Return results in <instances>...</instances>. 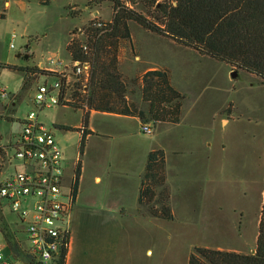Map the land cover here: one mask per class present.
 Segmentation results:
<instances>
[{
	"label": "crops",
	"instance_id": "crops-1",
	"mask_svg": "<svg viewBox=\"0 0 264 264\" xmlns=\"http://www.w3.org/2000/svg\"><path fill=\"white\" fill-rule=\"evenodd\" d=\"M209 89L205 84L191 93L182 91L184 111L176 124L97 110H90L85 126L56 122V139L66 151L78 146L82 132L71 135L65 127L86 129L83 150L77 149L72 161L65 158L67 182L70 177L73 183L77 166L80 172L66 264H188V251L190 257L198 243L245 253L243 248L224 246L235 241L245 245L235 239V231H224L230 239L221 246L197 238L206 228L226 229L230 219L233 223L255 202L260 174L264 181V129L255 119L243 117L233 96L207 95ZM135 100L141 102L142 95ZM144 122L152 125V133L141 130ZM239 122L248 126L236 141ZM155 148L165 152L174 219L138 211L146 160ZM259 195L262 209L264 189Z\"/></svg>",
	"mask_w": 264,
	"mask_h": 264
},
{
	"label": "trees",
	"instance_id": "trees-1",
	"mask_svg": "<svg viewBox=\"0 0 264 264\" xmlns=\"http://www.w3.org/2000/svg\"><path fill=\"white\" fill-rule=\"evenodd\" d=\"M48 3L49 0H41ZM104 1L112 3L115 15L111 21L94 17L83 28V38L71 32L67 51L72 61H89L91 72L83 95L84 102L69 105L84 110L83 123L87 125L90 110L139 116L154 124L181 121L185 94L172 82L170 69L156 68L141 77L126 81L119 71L118 48L121 39H130L129 22L133 21L148 30L171 38L233 68L257 75L264 85V0H167L155 4L153 19L127 5L135 0H88L90 7ZM154 0L152 1V3ZM6 14L0 13V17ZM101 20L104 26L96 22ZM87 46V49L84 46ZM10 68H18L5 64ZM24 70V68H20ZM29 73V67L25 69ZM25 83V82H24ZM138 85L141 102L135 100L134 89ZM80 130L81 151L86 143V129ZM79 166L72 183L74 196L77 191ZM170 187L167 184L166 158L162 148L148 153L138 194V211L154 217L174 219L170 204ZM4 236L16 253L17 240L3 223ZM68 241L66 237L65 242ZM68 249L64 245L56 264H66ZM29 260L28 255L24 256ZM31 260V259H30ZM188 264H264V201L260 213L259 231L254 251L244 253L234 250L196 246Z\"/></svg>",
	"mask_w": 264,
	"mask_h": 264
},
{
	"label": "rangeland",
	"instance_id": "rangeland-1",
	"mask_svg": "<svg viewBox=\"0 0 264 264\" xmlns=\"http://www.w3.org/2000/svg\"><path fill=\"white\" fill-rule=\"evenodd\" d=\"M5 1H10V4ZM135 1L133 4L128 2L127 5L149 19H153L155 4L164 3L167 0H154L153 3V0ZM3 12L6 15L0 17V80L8 87L11 95L16 97V107L15 111L9 113V117H0V132L5 138L12 135L15 140L17 133L23 127L21 119L30 110L36 109L34 97L37 86L54 80V75L47 74L39 68L38 64L40 62L47 64L51 57H60L66 63H70L67 44L71 38V32L76 29L74 36L83 38V28L90 20L98 16L105 21H111L115 12L109 1L90 7L88 0H49L48 3H43L41 0H0V13ZM95 12L99 14L95 15ZM129 26L131 37L121 39L118 48L119 71L126 81L141 77L148 71L150 65H163L162 68L166 66L170 69L173 84L181 92L191 93L206 84L212 88L207 91V95L233 96L231 98L237 102V109L241 110L243 117L255 119L260 129H264V85L257 75L232 68L231 65L211 57L201 58L199 54H204L194 48L154 33L136 22L130 21ZM13 32L17 34V37L12 40ZM11 43L14 44L13 47ZM25 46L34 49L33 54L29 57L17 56ZM5 64L18 68H10ZM21 67L24 70L20 69ZM28 67L29 73L25 70ZM83 83L88 85V80L83 78ZM83 83H74L66 95L73 102L85 103L87 107V103L84 102L86 95L80 91ZM129 87L135 91L136 96L133 98H137L140 93L139 86L129 84ZM39 116L54 134L58 135L60 129L56 124L57 121L60 120L69 125H81L84 110L69 104H60L44 109ZM247 126L245 122H239L235 126L236 141L241 140L239 132L244 131ZM71 131H73L71 135H75L80 130ZM77 149L81 152L80 143L77 147L63 150L65 158L69 157L72 161L76 157ZM14 163L17 164L19 161L15 160ZM68 180L67 183L70 184V177ZM257 188L259 189L256 200L248 210H245L242 215L239 214V217L234 215L233 223L230 219L226 229H203L202 235H199L197 240L209 243L216 241L218 243H212V246H218V244L221 246L222 242L230 239L228 236H223L224 231H228L229 234L231 231L234 234L235 231L237 233L235 239L241 238L245 245H239L235 241L224 246L243 248L245 253L251 252V247L256 246L259 231L261 212L259 194L264 189L262 174L258 177ZM0 202L2 203V206L0 205V243L6 241L2 230L4 223L14 234L15 239L21 240L23 245L27 246L25 223L20 221L5 199L0 198ZM197 245L204 246L200 243ZM188 259L189 251L187 262ZM180 260H183V254Z\"/></svg>",
	"mask_w": 264,
	"mask_h": 264
},
{
	"label": "built area",
	"instance_id": "built-area-1",
	"mask_svg": "<svg viewBox=\"0 0 264 264\" xmlns=\"http://www.w3.org/2000/svg\"><path fill=\"white\" fill-rule=\"evenodd\" d=\"M96 23L100 27L105 24L101 20ZM16 37L13 32L12 40ZM84 47L87 49L86 45ZM39 68L54 75V80L37 86L36 109L21 119L23 127L15 140L12 135L5 138L0 133V198L5 199L25 223L28 243L24 246L16 239L21 253H16L7 240L0 243V264H56L62 247L69 249L70 245L75 203L72 183L68 184L65 178L64 151L39 115L46 108L73 102L66 95L67 91L74 83H83V78L88 80L91 64L80 60L66 63L60 57H51ZM80 91H87L85 83ZM15 107L16 97L0 80V117H9ZM141 130L152 133L153 127L144 122ZM15 160L19 163L15 164Z\"/></svg>",
	"mask_w": 264,
	"mask_h": 264
},
{
	"label": "water",
	"instance_id": "water-1",
	"mask_svg": "<svg viewBox=\"0 0 264 264\" xmlns=\"http://www.w3.org/2000/svg\"><path fill=\"white\" fill-rule=\"evenodd\" d=\"M34 49L28 48L27 46L23 47L22 50L18 53L17 56L22 57H29L31 54H33Z\"/></svg>",
	"mask_w": 264,
	"mask_h": 264
},
{
	"label": "flooded vegetation",
	"instance_id": "flooded-vegetation-1",
	"mask_svg": "<svg viewBox=\"0 0 264 264\" xmlns=\"http://www.w3.org/2000/svg\"><path fill=\"white\" fill-rule=\"evenodd\" d=\"M31 40L27 43L28 45L30 44ZM29 48V47H28Z\"/></svg>",
	"mask_w": 264,
	"mask_h": 264
}]
</instances>
